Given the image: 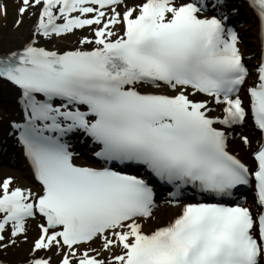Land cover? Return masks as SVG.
Listing matches in <instances>:
<instances>
[{
	"label": "snow or ice",
	"instance_id": "1",
	"mask_svg": "<svg viewBox=\"0 0 264 264\" xmlns=\"http://www.w3.org/2000/svg\"><path fill=\"white\" fill-rule=\"evenodd\" d=\"M247 3L264 24V0ZM233 9L20 0L16 26L35 21L0 51V80L19 89L10 128L38 185L0 179V251L35 220L26 264H264V139L236 131L264 134V62H247ZM161 204L176 211L157 219Z\"/></svg>",
	"mask_w": 264,
	"mask_h": 264
},
{
	"label": "bare ground",
	"instance_id": "2",
	"mask_svg": "<svg viewBox=\"0 0 264 264\" xmlns=\"http://www.w3.org/2000/svg\"><path fill=\"white\" fill-rule=\"evenodd\" d=\"M240 6L245 8V4H241ZM254 14L251 12V14L247 13V15H245V17H247V19H248V22L252 23V25H247V26H251L253 28L254 33H255L254 44L253 45L248 44L249 40L247 39L246 35L249 32L247 30H245L243 32H239L240 37H242L243 35L246 36L244 41H241L243 39H240V44L243 42L246 45H248V47L241 48L242 53H244V55L246 57H251L252 54H263L262 23L260 22L259 19L257 20L253 16ZM255 16H256V14H255ZM34 21H35L34 17L30 18L28 25L25 28H23V30H21L19 32H16V31L10 32L6 41H4L3 36L0 35V51H9V50L21 47L25 43V41H27L29 39V37L31 35L32 26L34 24ZM247 62L250 65L253 64V60H249ZM18 97H19V89L18 88H16L10 82L0 80V99L2 101H4L8 105V109L16 115V120L19 119V116H20V105L18 103ZM240 128L244 133L249 135L250 139L254 143L256 141L263 139L261 133L256 130L251 118H249L247 120V123ZM232 146L236 149L237 152H239V154L242 157H245L246 159L248 158L249 150L246 148H243L241 146L239 139H233ZM14 150H15V148H14ZM1 159L2 158L0 157V161L5 160V158L3 160H1ZM3 164L4 165L2 166L0 163V174H3L4 176H7V175L19 176L21 170L18 167L11 165V162H7V161H3ZM251 196L252 195L249 196L250 200H251ZM164 198L165 197L159 198L158 202L164 200ZM175 211H176V209L171 208L167 205L161 204L160 207L156 211L157 212L156 213L157 219L165 218L166 216L170 215L171 213H173ZM29 253H30V251L21 255V256H18L16 258H12V259L11 258H2L0 256V260L6 261L7 264H26V261L29 258Z\"/></svg>",
	"mask_w": 264,
	"mask_h": 264
},
{
	"label": "rangeland",
	"instance_id": "3",
	"mask_svg": "<svg viewBox=\"0 0 264 264\" xmlns=\"http://www.w3.org/2000/svg\"><path fill=\"white\" fill-rule=\"evenodd\" d=\"M1 1L2 0H0V5H2ZM7 1L8 0H3L2 2H7ZM8 5H10L9 9H5V10L0 9V35L3 36L4 41L7 40L10 32H14V31L19 32V31L23 30V28H25L30 21L29 15L26 12L23 16L22 23L19 26H16V20L18 18V8L20 6V0H9ZM6 12H7V14H6ZM247 25H252V23L241 24L239 26V28H240L239 31L243 32V31L247 30L249 32L246 35L247 39L249 40L248 44L253 45L255 42V40H254L255 33L253 31V28L251 26H247ZM85 31H87V30L85 29ZM246 36L243 35L241 37V39H243V40H241V41H244ZM243 47H248V45H246L245 43L242 42L240 44V48H243ZM251 57H253V59H251V60H253V63H258V61H259L258 55L252 54ZM253 65H255V64H253ZM0 106L6 108V110L8 112L7 114H5L4 120L9 123L8 118L10 116L12 121H14V119H15L14 113H11L8 110V105L4 101H2L1 99H0ZM238 132L241 134H246L243 131H238ZM234 139H238V137H235ZM18 168L21 170V172H20L19 176H14V177L18 178L17 182L22 183L25 186H33L35 188L36 186L34 185L31 177L27 176L28 171L27 170L24 171V165L19 164ZM3 177H5V176L3 174H0V179H2ZM36 224H37V221H35V220L30 222V230L28 233V236H29L28 242H24L22 240V238L18 239L15 247L8 248L6 252L0 251V256L2 258H11L12 259V258H16L18 256H21V255L29 252L31 249V241L37 235V232H38Z\"/></svg>",
	"mask_w": 264,
	"mask_h": 264
}]
</instances>
